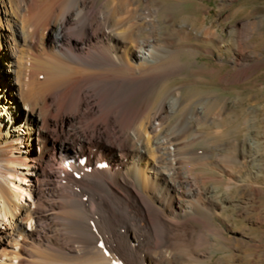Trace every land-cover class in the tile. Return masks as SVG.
<instances>
[{
	"label": "bare ground",
	"instance_id": "1",
	"mask_svg": "<svg viewBox=\"0 0 264 264\" xmlns=\"http://www.w3.org/2000/svg\"><path fill=\"white\" fill-rule=\"evenodd\" d=\"M136 5L0 0V264H154L155 250L164 263L186 264L182 227L201 190L180 175L177 129L195 117L166 126V115L183 105L177 95L148 116L132 108L133 97L165 73L164 46L152 35L156 10H141L136 23ZM249 28L237 42L251 37ZM241 60L246 67L253 59ZM18 141L27 154L13 155ZM31 164L36 202L26 208L20 202L30 194L8 176L25 178L17 167ZM213 193L205 191L208 200Z\"/></svg>",
	"mask_w": 264,
	"mask_h": 264
},
{
	"label": "rangeland",
	"instance_id": "2",
	"mask_svg": "<svg viewBox=\"0 0 264 264\" xmlns=\"http://www.w3.org/2000/svg\"><path fill=\"white\" fill-rule=\"evenodd\" d=\"M135 1L136 23L141 22V10H156L159 24L152 35L164 46L165 73L133 97L132 108L148 116L177 95L182 108L166 115V126L182 125L187 115L195 117L189 127L177 129L182 142L180 175L189 176L201 190L194 204L197 212L183 224L187 237L181 238L178 249L186 264H264V0ZM106 2L98 0V6ZM246 23L251 37L237 42L247 33ZM149 36L147 31L144 37ZM241 54L253 59L246 67ZM7 70L4 67V75L9 76ZM6 88L2 86L8 96ZM6 98L7 110H15L14 101ZM23 122L20 119L17 126ZM253 142L261 157L257 161L251 157ZM25 154L24 141L16 142L13 155ZM35 168V164L17 167L23 179L8 176L17 183L12 187L30 194L21 207H35ZM206 190L214 191V201L208 200ZM34 224L27 226L29 232ZM5 225L3 230L9 222ZM165 249L170 258L172 248ZM150 253L154 264H174L164 263L159 251Z\"/></svg>",
	"mask_w": 264,
	"mask_h": 264
}]
</instances>
